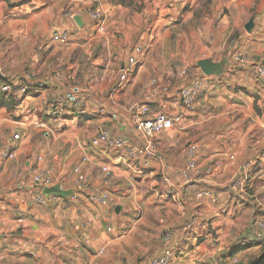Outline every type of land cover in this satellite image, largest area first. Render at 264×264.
Returning <instances> with one entry per match:
<instances>
[{
  "label": "crops",
  "instance_id": "1",
  "mask_svg": "<svg viewBox=\"0 0 264 264\" xmlns=\"http://www.w3.org/2000/svg\"><path fill=\"white\" fill-rule=\"evenodd\" d=\"M228 1L233 19L228 27L240 30L231 46L249 51L251 60L238 67L232 59L235 54L190 57L197 65L207 60L214 70L210 75L196 70L202 86L194 109L185 111L178 101V90L186 85L181 80L158 96L143 86L147 94L141 97L133 95L140 87L139 72L132 69L118 86L120 70L128 65L120 51L130 54L131 49L129 33L124 34L128 45L115 47L114 17L123 12L120 5L111 0H0V67L10 80L6 93L14 104L13 109L0 107V149L14 134L11 128L33 125L12 141L14 158H0V264H65L63 259L76 264H105L100 262L104 259L113 264H147L170 245V264H213L218 258L222 264H232L225 256L231 249L237 248L238 260L247 261L248 254L261 246L264 228L254 227L253 222L264 213V199H252L242 187L231 190L229 182L241 173L246 160L255 158L259 165L249 171L248 185L256 183V192L264 198V82L255 76L256 66L264 65V0ZM91 7H98L108 18L103 36L86 37L92 27L86 9ZM75 16L80 17L81 27ZM163 21L158 16L150 35H143L149 48L145 58L153 66L151 48L164 38L152 35ZM248 21L253 23L251 33L244 27ZM57 31H67L69 38L68 44H59L64 49L61 57L52 51L58 43L51 37ZM79 52L87 56L85 68L79 66ZM27 61L39 76L18 74L20 64ZM233 81L249 95L235 93ZM19 84L26 85V93L20 92ZM133 102L147 103L152 113L182 111L184 118L155 138L151 154L141 151L130 156L104 144L92 147L90 140L102 126L142 150L144 140L127 110ZM55 106L58 115L50 113ZM17 111L30 112L31 120H11L10 114ZM188 143L197 145L199 167L189 181L181 176ZM83 156L87 161L81 163ZM77 164L79 174L74 172ZM104 165L110 169L107 176L101 170ZM208 167H212L210 174L205 172ZM46 170L53 183L41 188L32 177ZM50 188L59 193L44 192ZM204 189L212 191L216 202L195 197ZM40 193L43 201L37 202ZM95 193L107 196L108 213L93 199ZM192 216L199 221L186 229ZM107 226H112L111 232ZM241 233L237 244H232ZM158 235H162V249L151 245ZM134 236L141 241L136 243ZM245 237L251 241L247 248L239 244ZM72 252L74 257L69 255Z\"/></svg>",
  "mask_w": 264,
  "mask_h": 264
},
{
  "label": "rangeland",
  "instance_id": "2",
  "mask_svg": "<svg viewBox=\"0 0 264 264\" xmlns=\"http://www.w3.org/2000/svg\"><path fill=\"white\" fill-rule=\"evenodd\" d=\"M114 5H120L123 12L121 14H117L114 17V33L113 37L117 40V45L115 46L118 50L119 45L122 48H125L128 44L124 45V41L127 36L126 33L130 34L128 38L130 43V54L129 52H122V57H125L126 62H128V58L131 57L134 60L133 63V73L138 71L137 85L140 89H136L134 94H139L141 97L147 94V91L143 88V86L148 85L150 88V95L156 94L157 96L161 94V87H168L175 83L177 80H181L182 84H189L194 78L198 77V71L200 70L196 61H192L195 58H204L205 56H211L212 58H216L215 56L224 55H234V54H243L248 60H251V53L247 50L233 49L234 39H237L240 33L238 29H230L228 27L230 24H233L232 14L230 13V9L232 7L228 5V0H111ZM175 7L179 8V11L175 12ZM171 8L173 11H171ZM95 10H100L98 7H91L86 9V13L90 18V12ZM163 11V12H162ZM234 15V14H233ZM158 16L161 19H165L160 26L155 27L153 31V37L155 39L159 36L160 38H164L161 44H154L151 48V57L155 60V66L148 63V58H145L149 48L147 47V41L143 39V35L146 34V37L150 35L152 30V24H154L153 20H156ZM235 17V15H234ZM108 19V18H107ZM106 19V21H107ZM92 21V19L90 18ZM223 20V21H222ZM226 20V22H225ZM253 21V20H252ZM119 22V24H117ZM129 27V29H127ZM228 27V28H227ZM253 29L250 30V33ZM106 31V30H105ZM104 32L97 31L93 24L91 30L86 34L87 38H94L103 36ZM244 30L242 29V32ZM241 32V34H242ZM124 34L126 36L124 37ZM152 37V38H153ZM102 42V41H101ZM101 42L99 44H101ZM146 44V45H145ZM54 45V44H52ZM58 45V46H57ZM55 48L52 49L55 54L61 57V54L64 53L63 46L60 47L59 44H55ZM137 47V49H136ZM136 49V50H135ZM112 52V56H114V46L110 47ZM97 51V50H96ZM98 52V51H97ZM102 54V48L99 50ZM98 52V53H99ZM85 53L79 52V66L82 67L85 65ZM157 56H162L164 59L159 61ZM230 56V57H231ZM121 57V58H122ZM193 59L189 61V58ZM82 58V59H81ZM145 58V59H144ZM76 58L71 60L73 64ZM82 60V61H81ZM183 60V61H181ZM81 61V62H80ZM229 61V60H228ZM56 62V61H55ZM60 69H62V65H60ZM59 67H55L56 69ZM86 66H84L85 68ZM88 67V66H87ZM155 69V70H154ZM36 69L30 65V62L21 63L17 69L18 74L26 73L31 76H37L40 73H33ZM155 71V72H153ZM163 71V72H162ZM166 72V73H165ZM202 72V71H201ZM39 76V75H38ZM226 84V83H225ZM234 84L233 91L239 93L240 96H246L248 93L245 88L241 87L238 82L233 81ZM23 85V84H22ZM28 86V85H27ZM202 86V85H201ZM20 87V86H18ZM13 91V89H11ZM31 91V90H30ZM249 95V94H248ZM11 96V95H9ZM138 96V97H140ZM244 99V98H243ZM234 100L241 101L242 99H237L234 97ZM242 102V101H241ZM55 105V104H54ZM57 105V104H56ZM13 109L14 104L7 106V108ZM17 110V109H15ZM20 110V109H19ZM26 110H30L29 107ZM54 110L57 111L56 106ZM255 114H260V109L257 106L253 108ZM26 111V112H28ZM30 113V112H29ZM20 112H13L10 114L11 120L23 121L24 123H28L30 114ZM56 115H58L56 113ZM32 124L19 126L18 129L10 131L14 133H18L21 137L25 129H29ZM21 130V131H18ZM40 133H43V129H40ZM257 168V167H256ZM250 183V182H249ZM253 185L243 190L248 193V195H252V199L261 198L260 193L256 192V183L252 182ZM264 194V193H262ZM256 196V197H255ZM264 197V196H263ZM200 200V199H199ZM197 216H192L189 218L196 219ZM198 219L195 220V223H198ZM188 222V221H187ZM185 223V226L187 224ZM201 222V221H200ZM186 229H190L185 227ZM171 230V229H170ZM213 233V232H212ZM243 233V232H242ZM240 236L232 238V244H237ZM160 234V233H159ZM141 237L134 236L133 240L138 243L141 241ZM162 235H158L156 238L152 240V248L154 249H162L163 242L161 241ZM154 240H156L154 242ZM160 240V241H157ZM261 246L251 251L248 254L247 258H253L260 253V251L264 250V242L258 243ZM231 245V244H230ZM249 247V246H248ZM126 254L129 251L127 247ZM242 248V247H241ZM237 248L231 249L230 254L225 256L229 257L227 262H231L232 264H243L246 262L244 259L238 260L236 256ZM78 254V252H76ZM70 257H74L75 254L69 253ZM224 257V256H221ZM69 260H71L69 258ZM216 263H220V259ZM65 264H76V262L71 263L63 259ZM105 264H113V262H105L101 261ZM99 262V263H100Z\"/></svg>",
  "mask_w": 264,
  "mask_h": 264
},
{
  "label": "built area",
  "instance_id": "3",
  "mask_svg": "<svg viewBox=\"0 0 264 264\" xmlns=\"http://www.w3.org/2000/svg\"><path fill=\"white\" fill-rule=\"evenodd\" d=\"M90 18L92 19V24L94 28L99 32H104L106 30V17L104 13L100 10H95L90 12ZM51 40L60 45H66L69 42L68 32L67 31H57L52 34ZM232 59L238 67H245L249 64V60L243 54H235ZM134 60L133 58H128V65L126 67H122L119 74V82L118 86L121 85V82H125L130 70H132ZM30 74H28L29 76ZM255 76L256 79L260 82H264V65L258 64L255 68ZM0 80L2 84L0 86V90L3 92L10 91V80L4 76L3 69L0 67ZM201 80L199 78H194L189 84L183 85L178 90V101L180 105L184 108L185 111L193 110L195 106V98L198 94V91L201 87ZM19 90L21 93H26L27 87L26 85L19 84ZM169 91L168 87L162 86L161 93H167ZM128 112L132 115L134 120V128L137 134L144 140V145L142 150H138L135 147L131 146L126 140L114 137L110 135L108 130L102 126L98 127L94 137L90 140V145L92 147H97L100 144H104L110 149H123L130 156H135L139 152H144L145 154H151L154 150V140L155 138L162 134L165 131H168L173 128L175 124H179L184 118V112H176L175 114H168L163 111H156L152 113L150 111V107L145 102H133L127 106ZM51 114H56L55 110L50 112ZM41 125V123H40ZM18 133H14L10 140L5 143V145L0 149V158L4 159H12L14 158V151L12 149V141L19 138ZM185 153L187 154V161L184 167L181 170V176L184 180H191L194 175L198 173L199 167L196 161V152L197 145L195 143H188L185 148ZM232 158V157H231ZM87 161V157L83 156L81 158V163ZM258 160L255 158H250L246 160L241 165V173L232 179L229 182V188L231 190H236L238 188H245L248 183V175L251 169L258 167ZM102 172L107 176L110 173V169L108 166L101 167ZM212 167L205 168V172L210 174ZM74 172L80 173V165L77 164L74 166ZM32 182L35 185H39L41 188L50 186L53 183L51 173L49 171H42L39 173H35L32 177ZM78 182L84 183L83 177L78 178ZM81 183V184H82ZM195 197L197 199H209L212 202H216V196L212 193V191L208 189L200 190L196 192ZM93 199L97 200L99 204L104 208L106 213L111 210V206L109 204L108 198L103 193H95L93 195ZM35 201L42 202L43 195L40 193ZM196 219H191L187 222V228H191L194 226ZM254 227L264 228V213L261 217L254 218L253 222ZM107 232L112 231V226L106 227ZM170 236L166 235L165 239L169 240ZM251 243L248 238H241L239 241L240 246L244 247ZM173 256V245L167 246L163 249L158 255H155L150 258L147 264H170L171 258ZM213 264H222V263H213Z\"/></svg>",
  "mask_w": 264,
  "mask_h": 264
},
{
  "label": "water",
  "instance_id": "4",
  "mask_svg": "<svg viewBox=\"0 0 264 264\" xmlns=\"http://www.w3.org/2000/svg\"><path fill=\"white\" fill-rule=\"evenodd\" d=\"M74 21H75V23H76L79 27L82 26V21H81V19H80L79 16H75V17H74ZM244 27H245V29H246L247 31H250V30H251V27H252V23H251V21H248V22L244 25ZM198 65H199L201 71H202L205 75H210V74L213 72V70H214L213 65H212L210 62H208L207 60H201V61H199ZM44 192H45V193H59V190L56 189V188H50V189H45Z\"/></svg>",
  "mask_w": 264,
  "mask_h": 264
},
{
  "label": "trees",
  "instance_id": "5",
  "mask_svg": "<svg viewBox=\"0 0 264 264\" xmlns=\"http://www.w3.org/2000/svg\"><path fill=\"white\" fill-rule=\"evenodd\" d=\"M10 94L0 90V107H7L10 105ZM249 245L244 246L247 248ZM245 264H264V251L260 252L253 258H249Z\"/></svg>",
  "mask_w": 264,
  "mask_h": 264
}]
</instances>
